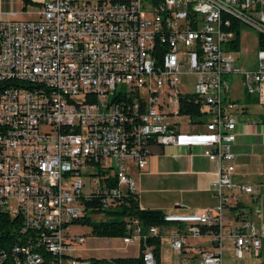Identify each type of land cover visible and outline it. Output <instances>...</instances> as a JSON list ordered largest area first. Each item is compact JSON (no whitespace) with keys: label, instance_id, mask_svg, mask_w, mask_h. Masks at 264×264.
Listing matches in <instances>:
<instances>
[{"label":"built area","instance_id":"1","mask_svg":"<svg viewBox=\"0 0 264 264\" xmlns=\"http://www.w3.org/2000/svg\"><path fill=\"white\" fill-rule=\"evenodd\" d=\"M35 15L0 20V214L19 223L0 247V264H90L77 255L84 236L71 228L100 189L104 207L120 192L136 195L128 167L144 169L147 139L199 147L214 168V211L162 215L184 228L170 234L171 249L179 254L200 227H215L206 233L214 246L195 252L198 264H222L223 239L235 264L243 254L257 257L261 214L237 200L253 190L230 180L238 106L227 99L225 77L238 72L235 29L264 37V0H45ZM189 76L192 92L182 91ZM243 77L246 94L258 93L264 50L256 49ZM189 96L195 123L179 115ZM106 179L115 186L105 187ZM226 209L234 225L223 231ZM125 231L120 241L137 243L141 264H157L146 243L159 237L157 227L141 234L131 219Z\"/></svg>","mask_w":264,"mask_h":264},{"label":"crops","instance_id":"2","mask_svg":"<svg viewBox=\"0 0 264 264\" xmlns=\"http://www.w3.org/2000/svg\"><path fill=\"white\" fill-rule=\"evenodd\" d=\"M29 1L34 6H26L23 11L20 0H0V20L12 19L5 13H15L18 20H27L20 16L21 12H27L29 7L36 8L33 12L35 19V12L45 0ZM236 69L238 72L230 75L227 94V99L238 106L235 139L230 147L234 156V171L230 180L233 184L252 188V196L241 195L237 200L242 206L259 212L264 224V124L260 121V116L264 114V85L259 87L258 93L246 94L243 72L248 70ZM128 176L134 182L137 203L143 211L188 215L203 209L215 210L216 199L210 191L214 168L201 155L199 147L152 144L147 149L144 169L138 171L130 165ZM221 217L223 231L229 230L234 225L232 210L226 209ZM175 229L184 233V228L176 224H162L157 227L159 264H198L196 250H209L214 246L211 237L205 233L199 238L186 239L187 245L177 254L169 244V236ZM110 240L120 242L118 248L125 253L120 258L138 256L139 247L136 242L124 245L120 239ZM84 249L81 246L77 252L80 253ZM224 252H228L232 259L229 239H223L221 242V262ZM78 257L82 258L79 255Z\"/></svg>","mask_w":264,"mask_h":264},{"label":"trees","instance_id":"3","mask_svg":"<svg viewBox=\"0 0 264 264\" xmlns=\"http://www.w3.org/2000/svg\"><path fill=\"white\" fill-rule=\"evenodd\" d=\"M22 3V10L26 6H34L29 0H20ZM235 25V24H234ZM238 31L235 29L233 44L230 49L233 52L238 50ZM256 49L264 50V37L256 34ZM187 100L180 101L179 115H187L192 118L195 123V108L191 106L193 99L189 96ZM188 104V105H187ZM190 118V119H191ZM260 121L264 124V114L260 116ZM154 144L151 139H147L144 146L149 147ZM144 149L141 150L144 153ZM115 186L114 179H106L105 187L112 188ZM105 194L100 189L97 193H93L91 197L84 203L85 216L77 223L79 226H87L89 234L95 238L107 239H121L127 236L125 231V220L136 219L140 224L141 234H145L148 227L164 224L162 222L161 213L143 211L139 208L137 197L135 194L127 192H120L114 198L111 204L107 207L105 205ZM94 217H97L95 219ZM18 220L16 218H8L0 214V247H5L9 244L14 236H17ZM200 233H216L215 227H200ZM146 243L152 246L153 256L156 263L159 264V250H158V237L150 236L146 238ZM90 264H141L140 255L135 258H111V259H89Z\"/></svg>","mask_w":264,"mask_h":264},{"label":"rangeland","instance_id":"4","mask_svg":"<svg viewBox=\"0 0 264 264\" xmlns=\"http://www.w3.org/2000/svg\"><path fill=\"white\" fill-rule=\"evenodd\" d=\"M36 8L29 7L27 12H21L20 18L27 20L34 18V11ZM13 20H18L13 17ZM238 50L233 52L235 57L234 67L238 69H244L251 71L255 65V51H256V33L247 28L244 25H240L238 29ZM226 82H230L231 76L225 77ZM192 77H184V85L181 87L182 91L192 92L190 87V82ZM144 99H147L146 94L143 95ZM181 125H183V120ZM184 127H181V131H184ZM93 180H97L93 178ZM87 191V190H85ZM97 219V217H94ZM173 225V224H171ZM73 233L83 235L84 243L82 247L85 248L80 253H77L83 259H111V258H120L125 255L120 247V242L117 240H108L107 238H94L89 234V228L87 226H74L71 228ZM243 258L239 260L241 264H264V240H262L261 249L257 257L252 256L251 254H243ZM223 264H235L236 260L228 252L222 254Z\"/></svg>","mask_w":264,"mask_h":264},{"label":"water","instance_id":"5","mask_svg":"<svg viewBox=\"0 0 264 264\" xmlns=\"http://www.w3.org/2000/svg\"><path fill=\"white\" fill-rule=\"evenodd\" d=\"M112 1H116V0H112Z\"/></svg>","mask_w":264,"mask_h":264}]
</instances>
